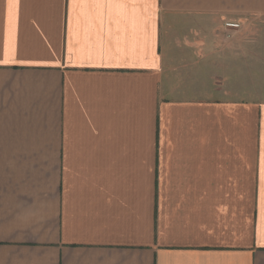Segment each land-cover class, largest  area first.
Here are the masks:
<instances>
[{
  "label": "crops",
  "instance_id": "obj_1",
  "mask_svg": "<svg viewBox=\"0 0 264 264\" xmlns=\"http://www.w3.org/2000/svg\"><path fill=\"white\" fill-rule=\"evenodd\" d=\"M0 264H264V0H0Z\"/></svg>",
  "mask_w": 264,
  "mask_h": 264
},
{
  "label": "built area",
  "instance_id": "obj_2",
  "mask_svg": "<svg viewBox=\"0 0 264 264\" xmlns=\"http://www.w3.org/2000/svg\"><path fill=\"white\" fill-rule=\"evenodd\" d=\"M222 27L226 30L235 31L241 27V22L237 19H226L223 21Z\"/></svg>",
  "mask_w": 264,
  "mask_h": 264
}]
</instances>
